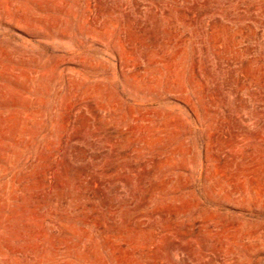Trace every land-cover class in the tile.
Instances as JSON below:
<instances>
[{
    "label": "rangeland",
    "instance_id": "obj_1",
    "mask_svg": "<svg viewBox=\"0 0 264 264\" xmlns=\"http://www.w3.org/2000/svg\"><path fill=\"white\" fill-rule=\"evenodd\" d=\"M0 264H264V0H0Z\"/></svg>",
    "mask_w": 264,
    "mask_h": 264
}]
</instances>
